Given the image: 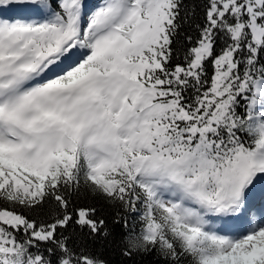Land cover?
Wrapping results in <instances>:
<instances>
[{"label":"snow or ice","instance_id":"snow-or-ice-1","mask_svg":"<svg viewBox=\"0 0 264 264\" xmlns=\"http://www.w3.org/2000/svg\"><path fill=\"white\" fill-rule=\"evenodd\" d=\"M262 181L264 0H0V264H264Z\"/></svg>","mask_w":264,"mask_h":264},{"label":"trees","instance_id":"trees-1","mask_svg":"<svg viewBox=\"0 0 264 264\" xmlns=\"http://www.w3.org/2000/svg\"><path fill=\"white\" fill-rule=\"evenodd\" d=\"M200 3V0H185V4L189 7H193ZM187 25H185V28L187 29ZM183 35V33L181 34ZM182 43V40H178L176 47H179ZM80 202L83 204H94L97 206L103 207V213L108 218L109 225L112 228L113 232L118 234L120 232V229L118 226L111 225V217L113 214L114 209L111 207L105 205L103 201H96L91 197L90 195H87L85 193H81ZM98 247L101 248V250L104 253L105 258L109 261V264H159V261L155 255H142V256H135L132 259L123 257L119 253V249L116 245L112 243H108L107 245L104 244L103 241L99 242Z\"/></svg>","mask_w":264,"mask_h":264},{"label":"rangeland","instance_id":"rangeland-1","mask_svg":"<svg viewBox=\"0 0 264 264\" xmlns=\"http://www.w3.org/2000/svg\"><path fill=\"white\" fill-rule=\"evenodd\" d=\"M100 2V0H88V3L90 6H94L96 4H98Z\"/></svg>","mask_w":264,"mask_h":264},{"label":"bare ground","instance_id":"bare-ground-1","mask_svg":"<svg viewBox=\"0 0 264 264\" xmlns=\"http://www.w3.org/2000/svg\"><path fill=\"white\" fill-rule=\"evenodd\" d=\"M262 184H264V181H262V182H259V183L257 184V191H259V190H260V188H261Z\"/></svg>","mask_w":264,"mask_h":264}]
</instances>
